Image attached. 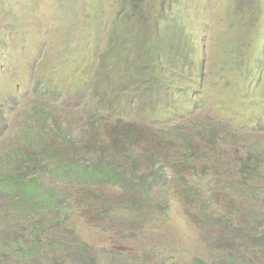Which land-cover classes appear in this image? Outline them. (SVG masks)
Returning <instances> with one entry per match:
<instances>
[{
	"label": "rangeland",
	"instance_id": "374dc122",
	"mask_svg": "<svg viewBox=\"0 0 264 264\" xmlns=\"http://www.w3.org/2000/svg\"><path fill=\"white\" fill-rule=\"evenodd\" d=\"M118 121L176 134L158 139L151 197L48 175L66 209L24 216L0 199V264H225L209 215L246 216L248 188H264V0H0V158L13 140L29 151L26 128L80 140Z\"/></svg>",
	"mask_w": 264,
	"mask_h": 264
},
{
	"label": "trees",
	"instance_id": "16d2710c",
	"mask_svg": "<svg viewBox=\"0 0 264 264\" xmlns=\"http://www.w3.org/2000/svg\"><path fill=\"white\" fill-rule=\"evenodd\" d=\"M34 112L40 117L39 122L43 124H48L47 121L53 119L52 110L47 104L38 105ZM98 120L99 118L95 117L94 123ZM99 130L100 125L97 126L95 134L86 131L80 140L65 131V140L61 141L59 137L48 139L43 129L26 128L20 132L19 141H29L32 145L27 151L13 140V147L9 149L5 159L0 158V170H3L0 173V199L9 196V202L4 207H18L19 215L24 216L33 215L35 212L45 213L53 206H57L60 211L64 209V203L58 204L52 199L54 193L44 184L48 175L73 183L98 185L114 183L124 189H135L134 192L139 188L148 198L151 197L153 188L162 183L164 177L161 172L162 164L158 158V155L162 154L156 148L161 142L158 139L169 141L176 134L167 133L155 138V134L145 127L138 128L132 123L124 124L122 121L112 126L107 125L105 136ZM188 139L191 137L185 135L181 140L186 149L191 150ZM144 142H148V146L140 148ZM164 157L167 158L165 153ZM123 158L129 161L128 169L124 168L121 162ZM193 161L196 168V160ZM144 162L146 170L140 174L139 164ZM242 164L244 167H250V171L259 169L256 165L251 167L250 157L243 160ZM241 171L242 178H246L248 172L245 173L244 169ZM263 189L257 185L248 188L249 195L255 201L253 204L255 210H249L246 216L240 212L241 209L236 211L235 219L232 218L234 216L227 219L224 216L218 218L209 215L211 223L219 225L224 231L220 248L227 251L225 264H255L253 259L245 255L251 250L250 246L253 247L252 252L257 251L264 257V210L262 212L256 210L259 206L257 201L262 200ZM107 211L109 210H105L104 213ZM198 261L199 264H219L207 263L202 259Z\"/></svg>",
	"mask_w": 264,
	"mask_h": 264
}]
</instances>
